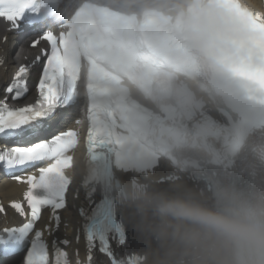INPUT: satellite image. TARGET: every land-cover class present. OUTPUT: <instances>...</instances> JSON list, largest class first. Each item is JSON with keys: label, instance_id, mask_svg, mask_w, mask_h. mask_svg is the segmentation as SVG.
Masks as SVG:
<instances>
[{"label": "snow or ice", "instance_id": "snow-or-ice-1", "mask_svg": "<svg viewBox=\"0 0 264 264\" xmlns=\"http://www.w3.org/2000/svg\"><path fill=\"white\" fill-rule=\"evenodd\" d=\"M49 0H0V19L7 27L0 37L7 43L9 32L18 34L21 25L39 29L30 47L35 48L41 41L50 46L46 55L37 91L39 98L34 105L10 110L7 97L17 99L26 91L28 65H20L14 79L0 90V164L11 172L44 162L37 170L39 175L25 174L12 176L27 190L23 199L13 200L9 207L24 218L21 226L5 227L0 230V264H49V251L42 239V231L35 230L41 218L42 209L48 207L51 217L58 226L59 210L66 207V192L70 178L65 170L72 167L73 157L68 153L77 144V133L71 127L50 137H40V125L74 122V112H69L70 83L67 76V42L53 31ZM247 30L257 39L253 47L244 50L247 62L233 68L240 79L264 90V16L248 14ZM37 60L40 57L36 58ZM5 58L0 57V64ZM34 135L36 139L26 145L12 144V139ZM92 146L95 147L93 141ZM86 206L80 209L83 217L85 254L81 259L79 249L74 253L75 264H138L137 255L143 245L135 231L122 225L107 201L95 195L94 190L84 186ZM6 209L0 203V214ZM44 228L51 230L50 226ZM78 239V237H77ZM67 245V240L62 241ZM55 246L56 242L53 241ZM54 264H72L66 250L55 247Z\"/></svg>", "mask_w": 264, "mask_h": 264}, {"label": "clouds", "instance_id": "clouds-1", "mask_svg": "<svg viewBox=\"0 0 264 264\" xmlns=\"http://www.w3.org/2000/svg\"><path fill=\"white\" fill-rule=\"evenodd\" d=\"M157 207L154 229L162 242L181 250L180 264H245L242 253L264 245V236L247 220L178 200Z\"/></svg>", "mask_w": 264, "mask_h": 264}, {"label": "bare ground", "instance_id": "bare-ground-1", "mask_svg": "<svg viewBox=\"0 0 264 264\" xmlns=\"http://www.w3.org/2000/svg\"><path fill=\"white\" fill-rule=\"evenodd\" d=\"M0 48L4 51V54L10 53L12 49V44L7 42L4 45H0ZM9 66V65H7ZM1 81V79H0ZM181 184H177L169 187V192L174 193L180 189ZM186 192L192 193L190 188L185 189ZM22 191L8 186L6 184L0 185V193L4 194L3 197L8 199L10 195L19 196ZM148 195L151 200V205H145V207H140V217L137 216L138 208H135L131 204V200L127 196H121L119 199V211L121 218L129 227H133L138 240L141 242L143 247L139 253L146 256V261L144 264H180L182 259L181 250L178 249L171 242L164 243L158 238V234L154 229V215L152 212H147L149 209L153 208L157 201L156 191H149ZM5 219H0V227L6 225ZM157 237V242L153 241V238Z\"/></svg>", "mask_w": 264, "mask_h": 264}]
</instances>
